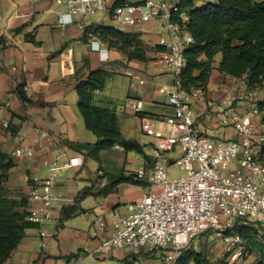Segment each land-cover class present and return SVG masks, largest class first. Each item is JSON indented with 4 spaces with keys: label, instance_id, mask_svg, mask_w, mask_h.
I'll list each match as a JSON object with an SVG mask.
<instances>
[{
    "label": "crops",
    "instance_id": "0c3cea01",
    "mask_svg": "<svg viewBox=\"0 0 264 264\" xmlns=\"http://www.w3.org/2000/svg\"><path fill=\"white\" fill-rule=\"evenodd\" d=\"M110 1L116 3L142 0ZM194 1L198 7L196 0ZM62 11L54 0H0V105H3L4 120L11 126L7 129L0 120V146L17 140L18 143L33 148L34 154L28 159L31 167L26 170V180L33 176H45L47 168L44 162L63 151L64 147L71 150V153L67 152L70 155L83 154L99 160L101 153L106 149L97 155L89 154L85 149L70 146L69 142L93 143L69 138L57 140L50 131H43L32 120L28 110L30 106H26L15 93L19 82L26 81V90L33 99L47 103L39 108L46 110L51 122H57L67 120L73 115L68 107L69 96L71 92L76 91L77 80L84 78L95 68H105L112 74L116 68L122 67L127 74L134 75L144 73L148 66H151L152 71L149 75L154 79L159 81L162 79L163 84L172 81L169 73L160 71L156 61L159 55L158 37L162 31L157 22L151 21L121 29L139 33L142 41L150 47L148 55L152 59L128 60L123 52L108 47L97 37L90 35L87 39L84 38V29L96 24H90L87 20L97 13L82 19L81 17L71 19L66 15L61 17ZM104 12L109 15L108 10ZM67 20L70 21L63 26L62 22ZM80 22L84 24V28L80 27ZM217 55L207 89L192 99L197 128L206 136L238 140L233 120L242 118L252 123L259 131L262 129V114H254L251 107L242 101L234 103L229 110L222 109L218 106L221 98L227 94H242L250 89H257L263 99L264 89L249 88L245 77L236 78L220 72L218 66L221 57L217 58ZM141 80L144 82H139L140 85L135 87L133 95L128 94L123 100L102 99L101 90L94 92L93 101L114 109L120 129L126 138L136 139L141 144L142 142L149 144L150 138L141 131L139 115L131 130L122 129L118 116L129 110L125 108L126 99L128 97L143 99L144 114L151 116L170 115L173 108L168 104L166 94L159 92L160 86L155 87L154 81L145 86L146 81ZM7 101L10 102L9 105H5ZM12 129L16 130L15 134H12ZM143 137L148 139L144 140ZM112 149L125 151L123 148ZM85 158L86 156L83 158V165ZM149 160L150 157L144 150L140 158L137 155L130 158L126 154L123 164L116 171H111L101 163L96 178L84 188L92 187L94 191L103 189L107 186L111 174L134 175L135 171ZM81 167L66 168L63 171L73 169L78 173ZM235 168L238 169L237 164ZM99 170L103 174H100ZM67 182L68 178L63 177L62 172L56 188L63 193L64 200L54 203L53 218L44 225L26 229L25 236L4 264H153L149 258L156 256V252L148 255L142 249L115 247L94 251L113 233L114 214H128L127 203L139 200L146 192V185L121 182L107 195H88L79 203L82 211L59 227L62 207L74 204L78 194L84 189L66 191ZM30 187L31 181L26 187L27 195ZM100 219L106 224L103 229L97 227ZM41 229H45V236L41 235ZM220 244L223 251V244ZM161 255L159 264H162Z\"/></svg>",
    "mask_w": 264,
    "mask_h": 264
},
{
    "label": "built area",
    "instance_id": "2783aa9c",
    "mask_svg": "<svg viewBox=\"0 0 264 264\" xmlns=\"http://www.w3.org/2000/svg\"><path fill=\"white\" fill-rule=\"evenodd\" d=\"M63 6L61 17H87L109 11L111 26L118 29L134 27L151 21L161 27L157 48V63L160 71L172 77L170 83L159 87L166 94L173 113L163 116L144 114L145 102L138 97H128L125 108L139 115L140 128L150 138V160L140 166L134 176L146 181L142 197L127 203L128 214H114L113 233L94 250L104 248L147 249L150 253L162 251V264H180L184 252L192 241L208 232L210 239L219 238L223 244L222 256L229 263H241L249 255V245L237 233L226 230L237 219L240 224L259 222L264 226V122L256 130L252 123L235 118L233 125L238 140H227L203 135L197 128L192 99L202 89L187 91L182 87L181 75L186 66L185 50L195 40L187 24L189 9L179 5L180 0H142L138 2L110 0H54ZM70 20L63 21L65 26ZM80 27L84 24L80 22ZM141 83L144 81L141 80ZM98 91V90H97ZM259 90L250 89L242 94H227L218 104L229 110L234 103L242 101L251 107L254 114L261 115L258 108ZM7 101L5 105H9ZM3 105H0V120H4ZM37 141V140H35ZM115 148H123L115 143ZM180 153L178 159L173 155ZM34 151L31 146L18 145L12 155L29 159ZM84 159L79 154L61 151L44 162L45 176H33L27 195V218L36 225H44L53 218L54 203L64 200L56 188L58 179L66 168H79ZM177 165L184 174L172 178L168 165ZM237 164L238 169L235 168ZM100 174H103L99 170ZM100 219L97 227L103 229ZM45 236V229H41ZM189 264H197L191 262Z\"/></svg>",
    "mask_w": 264,
    "mask_h": 264
},
{
    "label": "trees",
    "instance_id": "16d2710c",
    "mask_svg": "<svg viewBox=\"0 0 264 264\" xmlns=\"http://www.w3.org/2000/svg\"><path fill=\"white\" fill-rule=\"evenodd\" d=\"M179 5L189 9L190 19L187 27L195 40L184 53L186 66L181 79L185 90L207 89L213 62L218 53H221L218 66L220 72L236 78L245 77L249 88L264 85V0H213L199 7H196L194 0H180ZM90 35L97 37L108 47L123 52L128 60L152 59L148 55L150 47L142 41L139 33L122 31L111 25L91 24L84 29V38L87 39ZM109 75V70L99 67L77 80L75 89L79 97L78 109L86 127L96 135L97 141L93 144L69 142V145L97 155L101 150L112 148L118 142L126 152L144 154V144L123 135L114 109L93 101L94 92L103 90ZM15 93L26 106L47 105L28 94L26 81L16 85ZM258 108L262 112L264 122V98L259 101ZM11 132L15 134L16 130L12 129ZM261 158L264 161V149ZM15 165L11 155L0 149V264H4L10 257L25 236L26 229L36 226L27 218V196L18 198L11 195L7 189L9 171ZM121 182L146 185V182L134 175L111 174L105 188L96 191L92 187L84 188L74 204L62 207L59 227L82 211L79 203L84 197L107 195ZM225 233H237L245 238L249 245V254L252 249L259 252V260L250 264H264V226L259 222L245 225L240 224L237 219ZM191 262L240 264L229 263L225 257L213 261L207 252L197 250L193 246L184 252L180 264Z\"/></svg>",
    "mask_w": 264,
    "mask_h": 264
},
{
    "label": "rangeland",
    "instance_id": "374dc122",
    "mask_svg": "<svg viewBox=\"0 0 264 264\" xmlns=\"http://www.w3.org/2000/svg\"><path fill=\"white\" fill-rule=\"evenodd\" d=\"M213 0H196L197 6H202L203 4L210 2ZM62 8V12H65L64 7ZM83 17H81L82 19ZM88 23H96V24H105L110 25L111 20L109 18L108 13L99 12L93 17L87 20ZM221 57V53L217 55V58ZM152 71V67L148 66V68L144 71V73L140 74H127V71L119 67L116 68L112 74H110L107 79L105 86L102 90L100 97L102 99H113L115 101L123 100L127 97L128 94L133 95L135 92V87L139 86V82L141 79H144L146 82L145 86L148 85L149 82L154 81L155 87H159L163 84V80H156L154 77L149 75ZM159 81V82H157ZM264 89V86L261 87ZM68 107L73 114L67 120H58L57 122H51L48 117L45 109H40L39 107L30 106L28 107L29 114L32 117V120L39 125V127L43 131H50L57 140L60 139H72L76 141L95 143L97 141L96 135L90 131L79 112L78 109V94L76 91L71 92L69 96ZM119 122L124 131L131 130L132 126L137 120V114L128 110L125 113L119 114ZM128 126V128H127ZM143 139H148L143 137ZM146 142H142L145 144ZM20 145L17 140H11L9 144H3L0 146V149L8 152L13 160L16 162V165L9 171V181L7 183V189L11 195L21 198L23 196H27L26 187L29 180L25 179L26 170L30 168V164L28 163V159H18L12 155L13 150ZM145 152L151 154V146L149 144L144 145ZM63 151L71 153V150L64 147ZM126 154L131 158L134 156H138V158L142 157V154L137 153L135 151L125 152L123 150H115V149H106L101 153V160L93 157L85 155V164L81 167L80 171L77 173L75 170H67L63 171V177L68 178V182L66 183L65 190H80L87 186L91 181L96 178L97 170L100 167L101 163L106 166L111 171L119 170V167L123 164L124 158ZM180 153H176L173 155L174 159H178L180 157ZM83 158L85 157L83 154L81 155ZM168 171L172 178L180 177L184 174V171L179 168L177 165H168ZM66 223V221L64 222ZM221 241L219 238L210 239V235L208 232L200 234L192 241L193 248L197 250H201L203 252H207L213 261L218 260L219 258H223ZM223 246V245H222ZM148 255L150 252L147 249H142ZM156 256L149 258L150 262L153 264H159V257L162 254L161 250L156 251ZM259 260V252L256 249H252L251 253L243 260L240 264H250Z\"/></svg>",
    "mask_w": 264,
    "mask_h": 264
}]
</instances>
